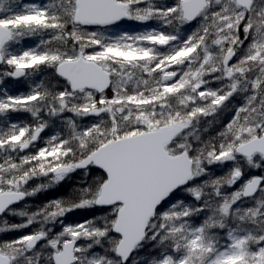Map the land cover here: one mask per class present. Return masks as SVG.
Returning a JSON list of instances; mask_svg holds the SVG:
<instances>
[{
  "label": "snow or ice",
  "instance_id": "obj_1",
  "mask_svg": "<svg viewBox=\"0 0 264 264\" xmlns=\"http://www.w3.org/2000/svg\"><path fill=\"white\" fill-rule=\"evenodd\" d=\"M0 264H264V0H0Z\"/></svg>",
  "mask_w": 264,
  "mask_h": 264
}]
</instances>
